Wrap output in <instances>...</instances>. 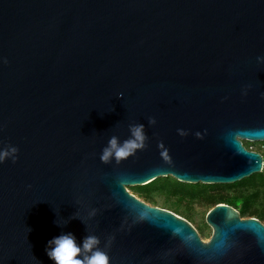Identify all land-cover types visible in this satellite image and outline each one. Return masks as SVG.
Wrapping results in <instances>:
<instances>
[{
  "label": "water",
  "instance_id": "95a60500",
  "mask_svg": "<svg viewBox=\"0 0 264 264\" xmlns=\"http://www.w3.org/2000/svg\"><path fill=\"white\" fill-rule=\"evenodd\" d=\"M258 56L264 0H0V146L19 149L0 163V264H54L45 247L62 232L112 237L110 264H264L260 220L216 204L204 241L128 190L263 170L242 143L264 142ZM132 123L146 147L102 163Z\"/></svg>",
  "mask_w": 264,
  "mask_h": 264
},
{
  "label": "clouds",
  "instance_id": "9594fccd",
  "mask_svg": "<svg viewBox=\"0 0 264 264\" xmlns=\"http://www.w3.org/2000/svg\"><path fill=\"white\" fill-rule=\"evenodd\" d=\"M257 60H264V57L258 56ZM0 62L8 63L6 58H0ZM247 91L248 86L242 89V95H247ZM118 95L123 96V93H118ZM261 96L264 97V93H261ZM148 123L149 125H155L156 119L149 117ZM128 127V138L122 141L116 135L109 138L99 157L102 163L108 164L112 161L119 163L146 147L148 136L145 132V126L141 123H132ZM177 132L180 136L188 134L184 129H177ZM195 135L199 137L200 133L197 132ZM160 146L163 147V144L161 143ZM18 153L19 149L15 145L4 144L0 146V163H4L6 160L15 163L18 160ZM28 187H31V185ZM95 213L96 210L93 209L90 215L94 216ZM54 223L60 226L58 222L54 221ZM112 239V237L108 238L102 248L100 238L94 233H89L78 240L74 233L62 232L47 241L45 252L54 264H110V257L105 249L110 247Z\"/></svg>",
  "mask_w": 264,
  "mask_h": 264
},
{
  "label": "trees",
  "instance_id": "16d2710c",
  "mask_svg": "<svg viewBox=\"0 0 264 264\" xmlns=\"http://www.w3.org/2000/svg\"><path fill=\"white\" fill-rule=\"evenodd\" d=\"M262 157L264 161V156L262 155ZM132 189L145 202L155 203L153 195L157 194L177 198L179 201H203L214 206L223 203L236 209L242 218L253 217L258 220L263 218L262 212L258 208L264 205V165L263 170L259 174L252 175L249 178L231 185L186 184L172 177H165L156 179L145 186ZM227 189L239 191L235 192V195L225 198L215 195L214 190L220 191ZM174 213L177 214L176 212Z\"/></svg>",
  "mask_w": 264,
  "mask_h": 264
},
{
  "label": "rangeland",
  "instance_id": "374dc122",
  "mask_svg": "<svg viewBox=\"0 0 264 264\" xmlns=\"http://www.w3.org/2000/svg\"><path fill=\"white\" fill-rule=\"evenodd\" d=\"M243 145L251 151H255L260 153L264 156V142H247L242 141ZM236 184V183H235ZM132 188H138V187H131L128 188L129 192L134 194L136 197L144 201L142 198L139 197L137 192H135ZM239 190H214L215 195H219L222 197H230L235 195V192H238ZM246 193V192H245ZM153 199L155 203L146 202L151 206H156L162 209H170L171 212H176L177 214L181 215L180 217L186 218V220L197 230L199 235L204 241H208L211 237L212 230L211 228L206 224L205 217L207 212L214 207L212 204H208L207 202L203 201H196V202H190L187 200L179 201L177 198L173 197H166L163 195H153ZM263 200V199H261ZM145 202V201H144ZM177 210V211H176ZM260 212H262L263 218H261L262 224H264V205L260 206L258 208ZM176 214V215H177ZM178 215V216H179ZM244 218H250V217H244Z\"/></svg>",
  "mask_w": 264,
  "mask_h": 264
}]
</instances>
